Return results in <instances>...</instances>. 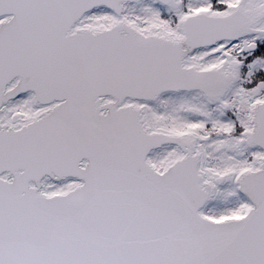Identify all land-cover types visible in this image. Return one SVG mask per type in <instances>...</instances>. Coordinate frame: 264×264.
Returning <instances> with one entry per match:
<instances>
[{"label": "snow or ice", "instance_id": "snow-or-ice-1", "mask_svg": "<svg viewBox=\"0 0 264 264\" xmlns=\"http://www.w3.org/2000/svg\"><path fill=\"white\" fill-rule=\"evenodd\" d=\"M0 264H264V0H0Z\"/></svg>", "mask_w": 264, "mask_h": 264}]
</instances>
